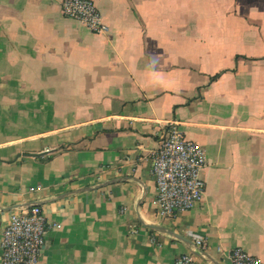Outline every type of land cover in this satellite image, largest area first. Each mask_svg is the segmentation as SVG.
Returning <instances> with one entry per match:
<instances>
[{
	"label": "crops",
	"instance_id": "crops-1",
	"mask_svg": "<svg viewBox=\"0 0 264 264\" xmlns=\"http://www.w3.org/2000/svg\"><path fill=\"white\" fill-rule=\"evenodd\" d=\"M59 1L0 0V264L33 205L61 225L39 264L264 262V0H93L107 34ZM173 124L206 192L166 218L152 157Z\"/></svg>",
	"mask_w": 264,
	"mask_h": 264
},
{
	"label": "built area",
	"instance_id": "built-area-1",
	"mask_svg": "<svg viewBox=\"0 0 264 264\" xmlns=\"http://www.w3.org/2000/svg\"><path fill=\"white\" fill-rule=\"evenodd\" d=\"M61 13L79 20L96 34H107L111 27L93 0H60ZM152 174L156 182L159 213L175 218L203 201L206 181L202 170L207 165L205 149L189 139L178 125L167 128L153 153ZM61 225L50 221L43 208L33 205L12 215L1 236V264H39L50 229ZM199 251L208 246L206 239L196 238ZM229 264H264L243 248H234ZM175 264H202L193 253L179 255Z\"/></svg>",
	"mask_w": 264,
	"mask_h": 264
},
{
	"label": "trees",
	"instance_id": "trees-1",
	"mask_svg": "<svg viewBox=\"0 0 264 264\" xmlns=\"http://www.w3.org/2000/svg\"><path fill=\"white\" fill-rule=\"evenodd\" d=\"M217 76L212 77V79H215Z\"/></svg>",
	"mask_w": 264,
	"mask_h": 264
}]
</instances>
